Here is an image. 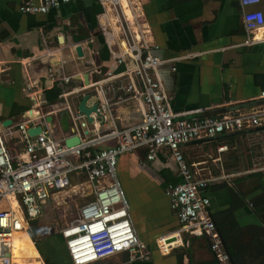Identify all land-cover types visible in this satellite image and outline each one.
<instances>
[{"label":"crops","instance_id":"obj_1","mask_svg":"<svg viewBox=\"0 0 264 264\" xmlns=\"http://www.w3.org/2000/svg\"><path fill=\"white\" fill-rule=\"evenodd\" d=\"M20 1L0 0V133L13 156L22 151L20 123L35 126L39 121L35 114L51 116L53 134L61 137L59 111L65 107L64 97L72 109L83 95H87L86 106L96 102L92 83L108 71L123 69L115 55L126 48L129 31L134 36L145 30V40L156 45L153 52L167 60L157 76L173 111L200 108L216 115L264 103L260 96L264 93V25L260 33L259 29L253 32L255 40L246 44L238 0H133L136 19L123 9L129 29L117 12L98 0H76L36 14L21 13ZM255 8L264 15V0ZM111 108L115 125L127 127L140 121L143 104L136 98H112ZM96 121L100 132L109 127L107 119ZM83 123L82 133L90 130L92 134L85 117L80 120ZM181 151L193 170L211 178L206 188L211 218L222 221L227 216L236 223L232 230H238V241L248 245L243 264H264V120L213 139L192 140ZM170 161L163 149L151 160L141 149L117 159L131 222L149 251L148 258H130L121 251L86 264H218L207 239L182 230L169 207L164 189L179 180ZM47 199L23 230L25 243L19 250L24 255L17 256L18 250L13 262L70 264L59 231L46 233L41 247L29 235V224L41 215ZM166 236L173 237L175 244L161 252L157 241ZM28 242L39 258L30 256L35 250L27 248ZM230 262L234 264L231 258Z\"/></svg>","mask_w":264,"mask_h":264},{"label":"built area","instance_id":"obj_2","mask_svg":"<svg viewBox=\"0 0 264 264\" xmlns=\"http://www.w3.org/2000/svg\"><path fill=\"white\" fill-rule=\"evenodd\" d=\"M72 1L76 0H21L18 10L25 14L47 13ZM98 2L117 12L127 28L128 17L123 9L136 19L133 9L137 6L133 0ZM258 3L259 0H238L246 44L255 40L253 32L264 25L263 12L255 8ZM144 31L134 36L129 31L126 48L116 53L115 58L123 63V69L108 71L102 79L92 83L99 112L90 114L92 134L90 130L82 133L80 128L84 123L81 125L80 120L85 116L78 108L72 109L65 97L69 124L61 137L53 134L46 115L39 113L34 116L39 120L36 125L41 126L38 134L29 135L26 123L18 125L23 142L20 154H10L0 133V264H15L11 254L15 234L26 231L29 221L40 214L42 202L53 192L68 187L73 177H82L93 197L85 201L78 215L60 230L70 264H86L121 251H127L130 258L147 259L149 251L133 228L129 203L116 169L120 155L140 147L146 148L148 160L163 149L166 157L175 163L179 180L165 187L164 192L180 228L204 236L218 264H231L208 211L206 188L211 178L192 169L181 146L195 139H213L224 132L260 125L264 120V103L248 110L235 107L216 115L205 114L200 108L173 111L157 76L158 68L167 60L153 52L156 45L145 40ZM260 96L264 98V93ZM112 98L117 101L139 99L143 104L140 121L117 127L111 114ZM96 119L109 120V127L100 132ZM73 134L78 135L79 142L66 146L63 139ZM107 141L112 143L93 149ZM169 237L157 241L161 252H168L174 246L175 240H168Z\"/></svg>","mask_w":264,"mask_h":264},{"label":"rangeland","instance_id":"obj_3","mask_svg":"<svg viewBox=\"0 0 264 264\" xmlns=\"http://www.w3.org/2000/svg\"><path fill=\"white\" fill-rule=\"evenodd\" d=\"M172 161L170 162L172 163ZM92 197L93 194L91 192V188L82 177H73L71 184L68 187L50 194L41 215L35 219L34 223L29 224V231L33 234L35 240H39L38 246H43L41 238L46 236V233L49 234V232H60V230L66 224H68L78 215V210L83 205V203ZM16 255H24V250H19ZM34 261L35 260L33 259H27L26 262L14 260V263H38Z\"/></svg>","mask_w":264,"mask_h":264},{"label":"trees","instance_id":"obj_4","mask_svg":"<svg viewBox=\"0 0 264 264\" xmlns=\"http://www.w3.org/2000/svg\"><path fill=\"white\" fill-rule=\"evenodd\" d=\"M138 149H141L143 152L146 151L145 147H140V148H137L136 150ZM213 221L225 243V247L230 255L232 262L234 264H243L244 261H246V259L243 257L244 255L243 252H247L248 245L242 241H238L240 239L241 234L238 232V230H235V231L232 230L233 228H236V223L234 222V220L232 218L229 219L227 216H225V218L222 221L220 220L218 221L216 219H213ZM28 232H29L31 239L35 241L33 234L30 231ZM23 243H25V241ZM26 246L28 249L35 250L33 251L34 253H32L30 256L39 258V254L35 246L31 244V242H28ZM237 246H239L238 251H235L234 249Z\"/></svg>","mask_w":264,"mask_h":264},{"label":"water","instance_id":"obj_5","mask_svg":"<svg viewBox=\"0 0 264 264\" xmlns=\"http://www.w3.org/2000/svg\"><path fill=\"white\" fill-rule=\"evenodd\" d=\"M262 38H264V34H263ZM76 48H77L78 54H80V48L79 47H76ZM86 99H87V95H83L77 108L84 114L86 121L91 123L93 121V118L91 117L90 114L92 112H95L97 115L99 114V112L97 111V101L88 107L85 104ZM59 112L61 114V117L59 119V125L63 131H66V129L68 128V124H69L68 123L69 111L67 108H63ZM30 113L33 114V112H30ZM50 119H51V116H46L47 121H50ZM40 130H41V126L38 124L35 126L28 127L27 133L29 135H36L40 132ZM78 142H79V137L76 134L67 136L63 139V143L66 146H71V145L77 144ZM124 193H125V191H124ZM125 196H126V194H125ZM126 198H127V196H126ZM127 201H128V198H127ZM128 203H129V201H128ZM168 240H173V237L170 236L168 238Z\"/></svg>","mask_w":264,"mask_h":264},{"label":"bare ground","instance_id":"obj_6","mask_svg":"<svg viewBox=\"0 0 264 264\" xmlns=\"http://www.w3.org/2000/svg\"><path fill=\"white\" fill-rule=\"evenodd\" d=\"M260 30L261 29H259V33L261 32ZM22 242H23V230L17 232L13 238L12 248H11L12 261H13V256H14L15 252H17L21 248Z\"/></svg>","mask_w":264,"mask_h":264}]
</instances>
